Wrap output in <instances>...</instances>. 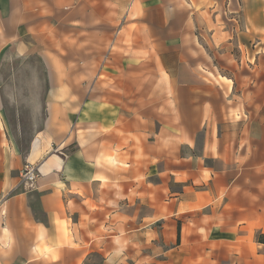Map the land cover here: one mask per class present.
<instances>
[{
	"label": "crops",
	"instance_id": "0c3cea01",
	"mask_svg": "<svg viewBox=\"0 0 264 264\" xmlns=\"http://www.w3.org/2000/svg\"><path fill=\"white\" fill-rule=\"evenodd\" d=\"M80 1L0 0V59L34 38L50 93L26 151L0 115V264H264V59L248 129L220 128L219 69L197 67L191 37L183 64L132 69L119 100L116 73L77 62L101 55ZM263 2H244L252 26ZM108 76L114 95L97 96Z\"/></svg>",
	"mask_w": 264,
	"mask_h": 264
},
{
	"label": "rangeland",
	"instance_id": "374dc122",
	"mask_svg": "<svg viewBox=\"0 0 264 264\" xmlns=\"http://www.w3.org/2000/svg\"><path fill=\"white\" fill-rule=\"evenodd\" d=\"M244 2L207 0L206 4L193 1L188 5L186 0H81L73 19L91 15L87 18L93 25L89 41L92 50H100L101 55L97 60L77 62L116 73L118 99H129L130 84L136 78L132 69L158 67L160 61L183 64L177 59L179 53L190 46L189 37L194 38L197 67L219 69L220 128L248 129L259 116L257 85L259 58L264 59V31L257 26L264 25V2L253 10L254 26L246 20ZM60 6H70L69 0ZM75 9H61L62 18L70 20V11ZM34 41L28 37L26 55L6 51L0 59V115L22 151L28 150L43 126L44 105L50 98L46 63L33 50ZM261 67L264 69V61ZM100 79L107 80L106 92L97 86L94 94L114 95V84H109L114 76Z\"/></svg>",
	"mask_w": 264,
	"mask_h": 264
},
{
	"label": "built area",
	"instance_id": "2783aa9c",
	"mask_svg": "<svg viewBox=\"0 0 264 264\" xmlns=\"http://www.w3.org/2000/svg\"><path fill=\"white\" fill-rule=\"evenodd\" d=\"M38 178H39V171L37 167L34 164H30V163L25 164L20 172V179L23 186L26 189L33 188Z\"/></svg>",
	"mask_w": 264,
	"mask_h": 264
},
{
	"label": "trees",
	"instance_id": "16d2710c",
	"mask_svg": "<svg viewBox=\"0 0 264 264\" xmlns=\"http://www.w3.org/2000/svg\"><path fill=\"white\" fill-rule=\"evenodd\" d=\"M263 238H264V236H263Z\"/></svg>",
	"mask_w": 264,
	"mask_h": 264
}]
</instances>
